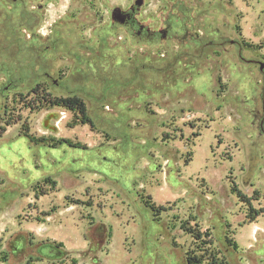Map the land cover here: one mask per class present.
Here are the masks:
<instances>
[{
  "label": "rangeland",
  "instance_id": "rangeland-1",
  "mask_svg": "<svg viewBox=\"0 0 264 264\" xmlns=\"http://www.w3.org/2000/svg\"><path fill=\"white\" fill-rule=\"evenodd\" d=\"M262 63L264 0H0V264H264Z\"/></svg>",
  "mask_w": 264,
  "mask_h": 264
},
{
  "label": "trees",
  "instance_id": "trees-1",
  "mask_svg": "<svg viewBox=\"0 0 264 264\" xmlns=\"http://www.w3.org/2000/svg\"><path fill=\"white\" fill-rule=\"evenodd\" d=\"M53 105L56 106H60L63 108H66L68 110L71 111H75L77 112L78 115H80L81 117V122L83 124H91L92 121L90 119V117L88 116L87 113V108L85 103L77 97H69V98H61V99H56L53 101ZM2 131H5L4 129H2ZM1 135V133H0ZM232 193L236 194L238 199L242 202H248V204L250 203V198H248L237 186V184L233 183L232 186ZM162 208H158L157 211L161 210ZM254 213L250 214V219L251 221L255 220L260 214H262L264 212V210H253ZM187 231H189L190 234H192V236L196 239V240H200L202 237V232L200 231H195L191 228H187ZM210 243H212V241L210 240ZM233 246L235 247L236 245L233 244ZM207 263L208 264H227V261L224 258H219L216 254H213L211 257H208L207 259ZM186 261L187 264H203V262L205 261V258L203 256H198L193 254V252H187V256H186Z\"/></svg>",
  "mask_w": 264,
  "mask_h": 264
},
{
  "label": "water",
  "instance_id": "water-1",
  "mask_svg": "<svg viewBox=\"0 0 264 264\" xmlns=\"http://www.w3.org/2000/svg\"><path fill=\"white\" fill-rule=\"evenodd\" d=\"M13 1H17V0H13ZM264 68V64L262 63L261 64V69H263Z\"/></svg>",
  "mask_w": 264,
  "mask_h": 264
},
{
  "label": "flooded vegetation",
  "instance_id": "flooded-vegetation-1",
  "mask_svg": "<svg viewBox=\"0 0 264 264\" xmlns=\"http://www.w3.org/2000/svg\"><path fill=\"white\" fill-rule=\"evenodd\" d=\"M12 2H18V1H20V0H17V1H13V0H11Z\"/></svg>",
  "mask_w": 264,
  "mask_h": 264
},
{
  "label": "bare ground",
  "instance_id": "bare-ground-1",
  "mask_svg": "<svg viewBox=\"0 0 264 264\" xmlns=\"http://www.w3.org/2000/svg\"><path fill=\"white\" fill-rule=\"evenodd\" d=\"M52 118H53V116H52Z\"/></svg>",
  "mask_w": 264,
  "mask_h": 264
}]
</instances>
